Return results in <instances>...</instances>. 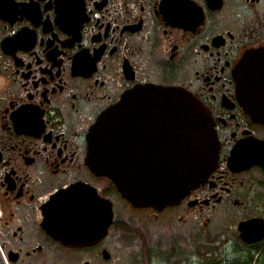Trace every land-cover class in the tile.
Returning a JSON list of instances; mask_svg holds the SVG:
<instances>
[{
  "label": "flooded vegetation",
  "instance_id": "1",
  "mask_svg": "<svg viewBox=\"0 0 264 264\" xmlns=\"http://www.w3.org/2000/svg\"><path fill=\"white\" fill-rule=\"evenodd\" d=\"M263 48L264 0H0V264H264V105L236 81ZM143 84L191 94L218 143L204 181L161 209L86 162L97 117ZM135 123L122 136L151 155V119ZM75 183L112 209L78 245L52 227Z\"/></svg>",
  "mask_w": 264,
  "mask_h": 264
},
{
  "label": "water",
  "instance_id": "2",
  "mask_svg": "<svg viewBox=\"0 0 264 264\" xmlns=\"http://www.w3.org/2000/svg\"><path fill=\"white\" fill-rule=\"evenodd\" d=\"M236 81L244 93L256 97L251 104L264 105V48L245 55ZM251 111L264 120V107ZM146 117L157 136L148 156L139 155L134 141L122 136L124 125L135 126ZM87 142L89 168L107 176L134 207L176 204L204 181L217 162L218 143L207 114L191 94L174 86L143 84L127 91L97 117ZM53 199L61 201L53 231L66 244L94 241L112 223L110 202L105 200L106 211L98 214L95 209L101 207L102 198L89 185L72 184Z\"/></svg>",
  "mask_w": 264,
  "mask_h": 264
}]
</instances>
